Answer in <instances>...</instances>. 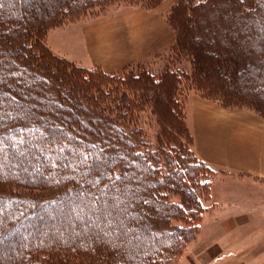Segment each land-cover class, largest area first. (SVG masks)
<instances>
[{"label": "trees", "instance_id": "1", "mask_svg": "<svg viewBox=\"0 0 264 264\" xmlns=\"http://www.w3.org/2000/svg\"><path fill=\"white\" fill-rule=\"evenodd\" d=\"M107 1L0 0V264H167L198 228L208 167L161 143L160 131L147 138L138 117L143 102L157 113L160 96L177 101L170 92L187 74H108L44 45L50 18ZM167 23L173 51L188 55L194 31L207 50L194 47L191 59L207 55L226 84H197L203 98L264 118V0L179 1ZM139 80L158 94L136 98ZM174 191L179 203L168 201ZM176 219L184 226H170ZM161 221L172 230L157 233Z\"/></svg>", "mask_w": 264, "mask_h": 264}, {"label": "rangeland", "instance_id": "2", "mask_svg": "<svg viewBox=\"0 0 264 264\" xmlns=\"http://www.w3.org/2000/svg\"><path fill=\"white\" fill-rule=\"evenodd\" d=\"M179 1L185 0H109L106 3L97 5V7L91 10L75 14L70 13L69 15L64 14L62 18L61 16L50 18L48 26H45L47 29L43 41L45 47L54 57L84 69L97 68L108 74H114L115 72L119 74L126 71L125 75L127 76L140 74L148 76L149 74L155 75V77H161L166 72L173 71L180 72L177 76H182L186 73L187 75H184L182 79L179 78L178 87L173 84V89L170 92V95L175 96L177 101H172V99L171 101H165L160 96V109L157 107V113L153 110L150 103L144 105L143 102L139 108L143 111L138 114V117L140 118L141 126L147 138L154 141L156 133L160 131V134L163 135L160 142L167 143L171 141L179 143L180 147L178 146V151L189 160V154L195 159V153L193 150V138L189 137L185 126L188 121L187 109L188 114H190L193 112V109H196V103L201 101L216 104L221 108L254 112L244 107L221 106L220 102L203 98L200 94L198 91L199 85H197L199 83L207 84L206 86L215 89L220 85L225 87L226 84L214 77L211 72L213 68H210V65H206L208 64L206 60H209V58L205 54L202 55L201 60L197 58L198 60L195 61L196 63H200V67H198L200 75L196 76V78L193 76L196 67L195 62L191 59V52H193L191 50L194 47H198L203 53L207 50L204 44L202 45L195 41L194 36H196V33L192 31V35L188 37L190 39H187L188 47L191 49L188 55L182 50H176L174 52L173 46L171 49L160 46V51L152 52V54L146 53L145 51L144 53L138 54L137 52L136 54V52L133 53L134 49L132 51L121 49L112 56L111 64L113 66L110 67L108 50L103 48L91 50L88 49L89 46L87 45L88 29H92L111 19L113 20L115 15L121 12L131 9L159 10L160 19L164 23L167 22L172 6ZM187 1L190 2V0ZM173 34V42L175 44L176 36L174 32ZM162 38L163 36L160 33V39ZM98 41L99 39L97 40L95 37V44H99ZM131 53H133L132 57L126 60L125 57ZM210 60L212 64L219 66V68L222 66L225 67L222 62H216L218 60L220 61V59L214 60L210 58ZM99 62L103 64L108 62V66L100 67ZM192 76L196 80L191 83L190 79ZM139 81V83H135V87L137 89L143 88L144 92L134 93L136 98L144 95V99H149L151 95L158 94V87L156 85L150 87L143 81ZM149 92H151V95ZM166 104H168L167 107H165ZM169 105L174 107L177 114H179L177 115L178 117L170 112ZM183 112L186 123L182 117ZM194 116L198 120L195 110ZM58 122L60 121L58 120ZM170 129L180 131V137L171 132ZM188 132L190 133L189 128ZM224 175L222 172H216L210 168L204 172L203 179L204 181L206 180L205 189L197 190V196H195L196 199L198 198L200 200L198 209L200 208L202 210V213L200 212L197 215L198 219L195 221L198 228L190 231V236L186 238V242L182 240L178 253L167 264H264V213L226 211L224 206H222L225 203H223L224 198L220 192L222 188L221 183L227 182L224 179ZM225 176L227 177V175ZM186 189L185 191L187 193L189 191V185H186ZM181 198L180 192L174 191V194L170 196L168 201L179 203ZM221 208L224 210H221ZM164 224L161 221L160 227L154 228L160 235L165 231L172 230L171 227L164 226ZM170 226L183 227L184 225L176 219L175 221L171 220Z\"/></svg>", "mask_w": 264, "mask_h": 264}, {"label": "crops", "instance_id": "3", "mask_svg": "<svg viewBox=\"0 0 264 264\" xmlns=\"http://www.w3.org/2000/svg\"><path fill=\"white\" fill-rule=\"evenodd\" d=\"M87 33L88 49L108 50L110 64L112 56L121 49L152 54L160 51V46L171 49L174 45L172 29L161 21L160 12L155 9L121 12ZM93 36L99 44H95ZM99 64L108 66V62ZM187 119L195 156L211 170L227 175L220 190L226 211L264 213V118L248 110L200 101L190 114L187 109Z\"/></svg>", "mask_w": 264, "mask_h": 264}]
</instances>
